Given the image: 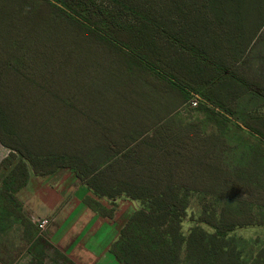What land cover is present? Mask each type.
Masks as SVG:
<instances>
[{"label":"trees","instance_id":"obj_1","mask_svg":"<svg viewBox=\"0 0 264 264\" xmlns=\"http://www.w3.org/2000/svg\"><path fill=\"white\" fill-rule=\"evenodd\" d=\"M231 1L237 3V0ZM5 2L8 10H13L12 2L17 9L6 18L9 34L6 39H2L4 29L0 24V144L10 149L0 161V233L15 221L22 223L25 235H29V250L34 255V264H42L50 244L22 211L16 193L26 185L30 172L46 176L66 168L84 181L96 196L113 198L125 194L131 199L145 201L143 209L128 216L119 231L118 240L111 246V252L122 264H183V251L192 264H264V248L259 249L249 262H244L237 246L242 241L228 236L237 227L254 222L252 208H264V136L243 123L248 131L244 139L240 138V132L232 128L238 127V117L229 109V101L213 94L218 83L229 78V67L200 52L193 40L184 39L182 33L186 28L172 26L169 18L161 17L163 8L156 10L151 5L132 0ZM3 3L0 4V22L3 21ZM173 11L186 16L180 7L170 8L168 13ZM20 14L24 26L13 33L16 15ZM52 21L55 24L65 22L73 35L86 34L93 43H101L102 49L123 56L127 63L135 62L155 84L180 92L184 102L195 100L194 109L202 114V118L184 130L165 129L159 125L151 127L156 134L154 140L144 138L146 131L130 139L128 144L110 156L101 157L103 163L111 162L104 167V175L100 176L99 168L102 166L85 169L88 156L52 155V151L35 148L31 145V136L26 133L28 130L13 117L15 112L3 103V85L7 80L26 79L24 72L33 66L30 56L35 52L31 49V34L52 24ZM170 49L198 63L193 67L189 63L191 61H185L180 55L169 57ZM31 82L38 85L36 77ZM256 89L264 99L262 88L258 85ZM164 118L156 124L162 123ZM229 134L236 138L232 142L233 149L249 148L251 166H233L241 164L243 154L238 158L233 155V165L227 161L225 144ZM211 135L222 140L220 151L214 152L206 147L200 154L196 151V156L193 155L192 147L198 149L197 140ZM182 145L184 152L178 149ZM121 152L123 154L117 157ZM204 157L211 163L216 161L219 166H210ZM128 161L132 166H120ZM106 177L113 181L104 182ZM192 190L213 191L234 198L237 214L227 212L226 208L218 215L204 210L198 221L210 232L194 226L185 234L182 221L186 215V196ZM91 202L93 205L90 203V206L96 211L108 217L112 215L111 210L101 209L97 202ZM62 258L58 253V259Z\"/></svg>","mask_w":264,"mask_h":264},{"label":"rangeland","instance_id":"obj_2","mask_svg":"<svg viewBox=\"0 0 264 264\" xmlns=\"http://www.w3.org/2000/svg\"><path fill=\"white\" fill-rule=\"evenodd\" d=\"M5 1L8 3V0H0V4L4 2L1 5L3 21L0 22L4 29L2 39L9 35L6 31V18L13 15V10L17 9L16 4L12 2L13 10H8ZM132 1L151 5L156 10L163 8L161 17L169 18L171 23L173 22L172 26L186 28L187 31L182 33L184 39L193 40L200 52L224 62L229 67V78L221 80L215 90L227 94L229 109L238 115L236 125L240 128L232 126L233 130L239 131L240 138L242 136L244 139L248 129L243 123H247L264 136L263 94H257L255 97L246 92V86L257 91L258 85L264 92V2ZM177 7L184 9L186 16L175 11L168 13L170 8ZM22 23L21 14L16 15L13 33L20 31L24 26ZM31 39V49L35 51L30 56L33 66L26 68V79L5 82L3 103L11 112H15L13 117L28 130L26 133L31 136V145L37 149L52 151V155L88 156L85 169L102 166L99 168L100 176L104 175V167L109 166L111 162L103 163L101 157L110 156L128 144L130 139L146 131L148 132L144 138L148 141L154 140L156 134L151 127L159 125L165 129L169 127L184 130L187 126L196 125L202 118V114L194 109L196 105L192 104L195 100L184 102L180 92L163 84H155L152 77L140 71L135 62L127 63L123 56L102 49L101 43H93L86 34L73 35L65 22L55 24L52 21V24L36 29L31 34ZM167 54L169 57L180 55L185 61H191L189 63L193 67L198 63L183 53L179 54L175 49H170ZM35 77L38 79V85L31 82ZM159 86L162 88L155 89ZM162 118L164 121L156 124ZM197 127L199 128V125ZM229 136L225 144L228 148L225 153L227 161L231 164L235 159L233 155L238 158L243 154L241 164L231 165L251 166L249 148L243 146L238 150L233 149L232 142L236 138L231 134ZM221 142L219 137L214 139L212 135L198 139V149L192 147L195 152L193 155L196 156V151L199 153L206 147L218 152ZM178 149L184 152V145ZM9 152L10 149L0 144V154L3 157ZM122 154L123 152L117 157ZM206 162L210 166H219L216 161ZM131 164L130 161L122 162L120 166H132ZM35 176L38 181L43 177L37 174ZM108 180L110 183L113 181L110 177L104 178L103 181ZM99 198L104 202L102 204L114 213L118 222L125 219L127 212L131 214L145 206L144 200L131 199L125 194L113 198ZM186 202V215L182 221L185 234L194 226L210 232L198 221L204 210L218 215L226 208L227 212L237 214L234 198L213 191L192 190L187 193ZM252 212V224L237 227L228 233L230 238L242 241L237 246L244 262H249L259 249L264 248V208L255 207ZM45 226L44 223L43 227ZM181 258L183 264H192L190 259L185 258L184 251L181 252Z\"/></svg>","mask_w":264,"mask_h":264},{"label":"crops","instance_id":"obj_3","mask_svg":"<svg viewBox=\"0 0 264 264\" xmlns=\"http://www.w3.org/2000/svg\"><path fill=\"white\" fill-rule=\"evenodd\" d=\"M246 92L255 97L260 94L249 86H246ZM213 94L227 100V94L222 91L213 89ZM5 157L0 154V161ZM16 197L32 226L38 228L50 244L42 264H122L110 249L118 240L119 231L130 212L118 222L114 213L108 217L93 209L91 201L108 210L99 196L94 195L71 170L59 169L43 176L40 181L30 172L26 185L17 191ZM40 222L46 226L39 228ZM28 239L24 225L18 221L2 231L0 264H34ZM58 253L63 257L61 260Z\"/></svg>","mask_w":264,"mask_h":264},{"label":"built area","instance_id":"obj_4","mask_svg":"<svg viewBox=\"0 0 264 264\" xmlns=\"http://www.w3.org/2000/svg\"><path fill=\"white\" fill-rule=\"evenodd\" d=\"M192 104L195 106L196 105V101H192ZM43 224H44V222L38 223V227L39 228H43Z\"/></svg>","mask_w":264,"mask_h":264}]
</instances>
